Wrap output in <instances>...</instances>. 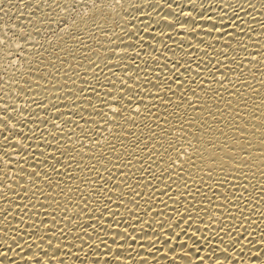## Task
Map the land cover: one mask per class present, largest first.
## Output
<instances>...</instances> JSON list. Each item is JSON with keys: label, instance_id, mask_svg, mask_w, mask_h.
<instances>
[{"label": "bare ground", "instance_id": "obj_1", "mask_svg": "<svg viewBox=\"0 0 264 264\" xmlns=\"http://www.w3.org/2000/svg\"><path fill=\"white\" fill-rule=\"evenodd\" d=\"M189 2L0 95V264H264V0Z\"/></svg>", "mask_w": 264, "mask_h": 264}, {"label": "rangeland", "instance_id": "obj_2", "mask_svg": "<svg viewBox=\"0 0 264 264\" xmlns=\"http://www.w3.org/2000/svg\"><path fill=\"white\" fill-rule=\"evenodd\" d=\"M153 1L154 2L160 1L161 4H166L167 6H170L171 3L172 4L174 3L175 7L172 6V9L176 8L174 10V14H175L177 13L175 11L178 10L179 7L181 6L178 3L184 0H176V1L175 0L174 1L173 0H168V1L167 0H147V7H145L146 3H144L146 2V0H0V40H1L0 42L1 43L0 44V65L2 64L4 66V67L0 66L3 69V71L0 70V88L2 89V90L0 89L1 97L4 96L3 95L4 91L6 95L9 93V97H11V95H13L14 93L15 94L12 96L13 98L14 96L19 95L20 98L17 99L15 97L18 100L15 104L18 105L19 103V105L16 106V107H19V110L18 108H17L18 111L15 110L16 107H14L13 109L15 110L16 114L20 116V115H23L24 112L27 114L29 110L28 107H31L29 106L31 103L29 101L30 95L28 92L30 88L29 85H31L32 83L41 81L40 83H43V87L45 86L48 87L47 85L49 86L53 85L51 87H54L57 89V94H59L60 97L66 94L65 96L68 99H70V97L72 99L76 94H83L78 90L80 89L81 86H84L83 84L84 80L85 81L89 80L88 85L95 82L99 78V75L96 74L97 71H94V69L100 66H103L104 63H107L106 61L108 60V56L111 53L114 54V52L111 51L112 49L109 46H107L111 42L114 43V39L116 41L117 37L115 38L114 35L116 34L115 36L117 35L120 36L122 34L120 32H123V29L125 28V26H127L126 25L128 23L127 18L129 19L134 18L135 15L139 16L140 14H142L141 12L143 10L145 11L147 10L146 8H149L150 6L149 4ZM191 2L192 3L194 2L193 5L194 4L196 5L197 3L196 6L198 7L199 5L200 7L199 10H202V9L204 10L205 8H208L209 6L210 7L216 6V8H218L223 3L222 0L221 1L219 0H214V1L213 0L211 1L210 0H190L189 3ZM183 6H181L180 10L186 9V7L185 6L183 7ZM196 6L194 8H197ZM222 8H224V6L220 7L219 9H222ZM180 10L178 11V13L182 11ZM157 13L159 14V12ZM161 14H162V11H161ZM123 19L126 21L124 22ZM122 24H124V26ZM121 27L123 28L122 30H121ZM157 28H159V26ZM82 31H85V32H82ZM107 34H108L107 39L109 41L106 40L105 38L107 37ZM96 44L97 46H99V44L101 45L97 47ZM15 46H17L18 48L17 47L15 48ZM82 48L84 50L86 49L85 50L86 52ZM105 48L106 49L108 48L105 51H108L110 49L107 52V57L105 55L106 52L104 51L105 54L103 52ZM109 52L110 54H108ZM85 53L86 55H89V57L84 56ZM92 54L93 55L95 54V55L93 56ZM88 59H91L89 63H88ZM98 61H101V63L103 64H101ZM87 63L89 64V66H90V63H92L91 65L93 67L92 71L90 70L91 66L89 69V67L87 66ZM78 64H81V65L79 66ZM76 65L78 66L75 67ZM85 69L88 73L85 71ZM88 69L91 72H95V74L93 73L94 77L93 75L91 76V72H89ZM63 70L64 72H66L65 75H64ZM72 70L75 72H73ZM60 73H62L63 75ZM82 73H86V75ZM37 74H40L39 77H37ZM78 74L80 75V78H78L79 77ZM4 75L6 76V78L4 77ZM61 75L62 77L60 78H63L64 81H62L61 79V82H59L60 81L59 76ZM84 76H86L85 79H84ZM95 76L97 77V79ZM10 77L11 78L14 77V78L11 79ZM71 77H74V79L76 78L75 79L76 82L74 81L73 78H72L73 80H71ZM66 78L67 79L69 78L68 80L70 83L66 80ZM92 78H94L95 80L93 79L94 80L93 81ZM80 79L81 80L83 79V83ZM31 80H32V83H30ZM56 81H58V83H56ZM77 81L78 83L80 82L81 83L76 85ZM18 83H20L19 87H17ZM57 84L58 86L56 87ZM66 84H68V87L64 88L67 86ZM71 84L73 86L75 85L74 88L73 86L72 88H70ZM5 86L6 87L10 86V89L8 87L7 89L11 90L12 93L9 92L7 89H4L6 88ZM15 86L17 87V89ZM75 87L79 89H76ZM11 88H13L14 90ZM22 89L26 93L25 95ZM66 90L68 91L70 90L69 94H71V91H72V94H71L72 96L67 95L68 91ZM19 91L21 92L19 93ZM73 91H76L75 92L76 94ZM81 91L84 92L82 89ZM16 93H18V95ZM26 95H28L29 97L28 96L25 97ZM24 97L26 99H23ZM26 106L28 107L26 108ZM24 107L27 110H25ZM20 110L21 112H19Z\"/></svg>", "mask_w": 264, "mask_h": 264}]
</instances>
